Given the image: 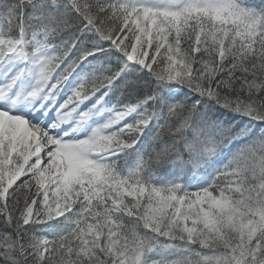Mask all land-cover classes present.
Segmentation results:
<instances>
[{"label":"snow or ice","instance_id":"snow-or-ice-1","mask_svg":"<svg viewBox=\"0 0 264 264\" xmlns=\"http://www.w3.org/2000/svg\"><path fill=\"white\" fill-rule=\"evenodd\" d=\"M0 264H264V0H0Z\"/></svg>","mask_w":264,"mask_h":264}]
</instances>
